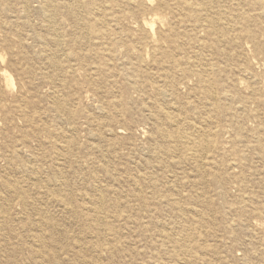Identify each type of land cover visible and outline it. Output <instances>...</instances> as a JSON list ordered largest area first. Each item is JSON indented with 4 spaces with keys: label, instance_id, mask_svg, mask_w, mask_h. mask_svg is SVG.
<instances>
[{
    "label": "rangeland",
    "instance_id": "obj_1",
    "mask_svg": "<svg viewBox=\"0 0 264 264\" xmlns=\"http://www.w3.org/2000/svg\"><path fill=\"white\" fill-rule=\"evenodd\" d=\"M43 1L0 0V72L11 79L0 77V264H264V0H212L211 16L240 17L219 39L178 24L183 13L159 0L148 10L92 0L114 37L105 58L85 34L93 12L54 0L73 13L58 11L51 31ZM152 15L160 22L149 46L141 25ZM199 61L207 93L189 66ZM158 108L196 142L189 160L158 138ZM156 147L173 157L155 159Z\"/></svg>",
    "mask_w": 264,
    "mask_h": 264
},
{
    "label": "bare ground",
    "instance_id": "obj_2",
    "mask_svg": "<svg viewBox=\"0 0 264 264\" xmlns=\"http://www.w3.org/2000/svg\"><path fill=\"white\" fill-rule=\"evenodd\" d=\"M39 1V0H38ZM54 1V0H53ZM52 0H46V1H43V3H40L39 2V5L37 6V11L39 13H41L42 15H44L46 17V22H47V26L50 28L51 31H53L54 27L52 25H54V17L56 14H58L57 12L60 11L61 9H65L67 7H64L63 5H57V6H53L55 4V1L53 2ZM70 1V0H69ZM141 5H140V9L141 10H148L149 9V5L151 6L149 0H141ZM160 3L159 5L160 6H171V7H174L178 10H180L183 15L185 16V20H180L178 22L179 23H183V22H189V23H193L191 25H193V27H195V25H199L197 28L201 29L202 31H205L206 35H215L217 39L227 35V33L229 34L231 31L234 32L235 30V26L232 25V21L233 20H237L239 19L240 17H236L235 15H232V17H221V14H218V15H214V16H211L210 14H214V11H213V7L211 6V2L212 0H159ZM125 4H129V0L127 1H124ZM77 3H79V6L83 7L85 9V12L87 14H93V18H87L86 19V22H85V29H86V36H88L89 38L90 37H93L94 40H96V42L98 44H96V46H99V51H97L96 55L98 57H104L101 52L102 51H106L107 54H109V51L108 49L106 48V45L108 43H110L111 41H113L114 37L113 35L111 34V32H107L106 30H102L103 26L109 22L108 18L104 15L103 11L105 10V8H102V7H98V8H95L94 7V2L92 0H88V1H81V0H77ZM36 7V6H35ZM80 7V8H81ZM72 10L73 8L72 7H68L66 9V13L67 14H70L72 15ZM64 11V10H63ZM77 11V10H76ZM75 11V12H76ZM65 12V11H64ZM63 12V13H64ZM78 13V11H77ZM114 13V12H113ZM155 14V13H154ZM78 15V14H77ZM182 15V16H183ZM159 16V15H158ZM159 18H161V16H159ZM164 19V17H163ZM162 20V19H161ZM58 21V20H57ZM74 21V20H73ZM82 21V20H81ZM160 22V19H158L156 17V15H152L149 19L148 22H143L142 25H141V28L142 30L144 31L145 33V39H146V42L149 46H153L154 43H155V39L153 38V24L154 23H158ZM163 23H166L164 21H162ZM162 22H161V25H162ZM81 23V22H80ZM67 24V23H66ZM65 24V25H66ZM160 24V23H159ZM63 25V24H62ZM84 25V24H83ZM133 25V24H132ZM82 26V25H81ZM77 27V26H76ZM82 27V28H84ZM53 28V29H52ZM162 28V27H161ZM196 28V27H195ZM13 29V28H12ZM75 29V28H74ZM120 29V28H119ZM70 30V29H69ZM79 30V29H78ZM111 30V29H109ZM116 30V29H115ZM47 31V30H46ZM113 31V30H112ZM56 32V30H55ZM114 33V32H113ZM52 34V33H51ZM53 35V34H52ZM56 35V34H55ZM59 35V34H58ZM81 35V34H80ZM153 35V36H152ZM70 36V34H69ZM118 37V36H117ZM59 37H54L52 39L49 40V42L52 44V45H55V46H60V40H58ZM119 38V37H118ZM123 38V36H122ZM39 39V38H38ZM72 40V39H71ZM80 40V39H79ZM87 40V39H86ZM40 41V40H39ZM185 41V40H184ZM75 42V41H74ZM116 43V42H115ZM215 43V42H214ZM45 44V43H43ZM17 45V44H16ZM42 45V44H41ZM73 45V44H72ZM44 46V45H43ZM48 46V45H47ZM46 47V46H45ZM156 47V45L154 46V48ZM48 48V47H46ZM153 48V49H154ZM148 49V48H146ZM9 50V49H8ZM45 51V50H43ZM48 51V50H47ZM46 52V51H45ZM1 53V52H0ZM36 53V52H35ZM47 53V52H46ZM63 53V52H62ZM217 53V52H216ZM43 54V53H42ZM2 55V54H0ZM134 55V54H133ZM63 56V55H61ZM146 56V55H145ZM2 57V56H1ZM78 57V56H77ZM36 58V57H34ZM40 58V57H39ZM105 58V57H104ZM1 59V58H0ZM37 59V58H36ZM45 59V61L51 65V67H57L58 66V61L57 58H56V52L55 51H48V54H45V57L43 58ZM66 59V58H65ZM160 59V58H159ZM5 61V60H3ZM2 61V62H3ZM36 61V60H35ZM39 61V60H38ZM41 61V60H40ZM70 61V60H69ZM192 61V60H191ZM1 62V64H2ZM77 62V61H76ZM173 66L177 67L178 66V61L177 59L173 60ZM38 63V62H36ZM110 63V62H109ZM42 64V63H40ZM45 64V63H44ZM70 65V64H69ZM190 67H193L195 68V72L197 73V75L199 76V89L201 91V93H207L209 92V87H208V82L206 79H204V77H206V73H207V69H206V66L205 65H202L201 62L199 61V64L198 63H194V64H191L189 65ZM63 67V66H62ZM64 68V67H63ZM44 71L46 69H43ZM73 71V70H72ZM6 71H1L0 72V77L3 78V80L5 79L6 83H8L9 85H11V79L6 75L5 73ZM46 73V72H45ZM78 73V72H77ZM8 74V72H7ZM48 76V74H47ZM11 77V75H10ZM24 79V78H23ZM50 79V78H49ZM52 80V79H51ZM132 81V80H131ZM130 82V81H129ZM160 82V81H159ZM20 83V82H19ZM39 83V82H37ZM132 83V82H131ZM7 85V84H6ZM8 85V86H9ZM51 85V84H50ZM59 85V84H58ZM4 86V85H3ZM85 87V86H83ZM10 88V87H9ZM14 88V87H13ZM12 86H11V89H13ZM55 89V88H54ZM5 90V89H4ZM10 90V89H9ZM8 90V91H9ZM7 91V90H6ZM12 92V90H10ZM9 91V92H10ZM14 91V89H13ZM50 91V90H49ZM48 93V92H47ZM55 93V92H54ZM115 93V92H114ZM11 94V93H9ZM24 94V93H23ZM50 94V92H49ZM56 96V95H55ZM111 96V95H110ZM169 96V92L168 90H157V97H158V100H161V101H164L166 100V98ZM54 97V96H53ZM52 97V98H53ZM109 97V96H108ZM10 98V97H9ZM18 98V97H17ZM93 98V97H92ZM111 98V97H109ZM50 99V98H49ZM95 100V99H93ZM145 100V99H144ZM21 102V101H20ZM23 102V101H22ZM98 103V102H97ZM165 103V102H163ZM96 104V103H94ZM99 104V103H98ZM153 104V103H152ZM24 105V103H23ZM15 106V105H13ZM53 106L58 109V110H61L63 109V105L62 103L59 101V99L57 98H54L53 100ZM95 107V106H94ZM98 107V106H97ZM101 107V106H100ZM171 107V106H170ZM96 108V107H95ZM54 109V108H53ZM102 109L104 110L105 108L102 106ZM102 109H100V115L104 116L103 115V111ZM174 109V108H173ZM96 110V109H95ZM175 110H178L175 108ZM171 112L172 110L170 108H158L156 109L155 111V114H154V117L156 118V120H161L162 121V124L160 125V127L157 129V133H158V138L161 139L162 143H173L175 145V148L177 149L178 148V151L180 150H183V152L181 153L180 157L182 156V158L184 160H189V159H186V156L184 155L185 153H188L190 151H192L194 148H195V141H188L187 140V135H184L183 132H175V130H173L175 124L178 122L175 117H173L171 115ZM176 112V111H175ZM98 113V112H97ZM177 113V112H176ZM44 114V113H43ZM36 115V114H35ZM177 115V114H176ZM175 115V116H176ZM37 116V115H36ZM57 116V115H56ZM100 116V118L102 117ZM108 117V116H107ZM118 117V116H117ZM40 119V117H39ZM105 119V118H104ZM103 119V120H104ZM98 120V119H97ZM18 121V120H17ZM53 121V120H52ZM60 122V120L58 121ZM20 124V123H19ZM34 124V123H33ZM105 124V123H104ZM56 126V125H54ZM67 126V125H66ZM84 126V125H83ZM33 128V126H31ZM64 127V126H63ZM191 128V127H190ZM4 129V128H3ZM2 129V130H3ZM35 129V128H34ZM121 129V128H120ZM141 130V129H140ZM142 131H145V130H141V133ZM106 132V131H105ZM117 132H122V131H117ZM199 132V131H198ZM89 133V132H88ZM109 133V132H108ZM107 133V134H108ZM111 133V132H110ZM109 133V135H110ZM123 133V132H122ZM148 133V131H147ZM152 133V132H151ZM54 134V133H52ZM72 134V133H71ZM112 134V133H111ZM51 136V135H50ZM76 136V135H75ZM91 136V134H90ZM93 136V135H92ZM145 136V135H144ZM44 137V136H43ZM74 137V134L73 136ZM112 137V136H111ZM150 137V136H149ZM16 138V137H15ZM75 139V138H73ZM155 139V138H154ZM152 140V139H151ZM58 141V140H57ZM94 141V140H93ZM160 143V141H159ZM200 142H198L197 144L199 145ZM204 143V142H203ZM210 143H212V141L210 140ZM197 145V146H198ZM103 146V145H102ZM206 145H204L203 147L205 148ZM53 147L56 148L57 146L53 144ZM144 147V146H143ZM160 148H157L156 147V151H154V153L152 154L155 159H158V157H160L161 155L159 154H162L163 156L165 155H170L173 157V154L172 153H169L168 151L167 152H163L161 150H158ZM161 149L163 150V148L161 147ZM145 150V148H144ZM143 150V151H144ZM142 151V149H141ZM27 153V152H26ZM56 153V152H55ZM143 152H141L142 154ZM205 153V152H204ZM18 154V153H17ZM16 154V155H17ZM15 155V156H16ZM144 155V153H143ZM255 155V154H254ZM13 156L14 158L18 157V156ZM24 156H26V154L24 153ZM145 156V155H144ZM28 157V156H27ZM181 158V159H182ZM30 160V159H29ZM61 160V159H60ZM194 160L196 159H193V162ZM29 163V161H27ZM22 165L25 164V161L21 163ZM30 164V163H29ZM27 164V165H29ZM199 165V163H198ZM203 166V165H202ZM201 166V167H202ZM224 166V165H223ZM30 167H32L30 165ZM58 167V166H57ZM105 167V166H104ZM181 168V167H180ZM199 168V167H198ZM230 168V167H229ZM11 169V168H10ZM201 169V168H199ZM5 171V170H4ZM25 171V170H24ZM26 172V171H25ZM28 172V171H27ZM36 172V171H35ZM187 172V171H186ZM185 173V172H184ZM21 174V172H20ZM6 175V174H5ZM19 175V174H17ZM37 175V173H36ZM205 176V174H204ZM39 177V176H37ZM31 179V178H30ZM33 179V178H32ZM35 179V178H34ZM152 179V178H151ZM146 180V179H145ZM34 181V180H33ZM32 181V182H33ZM31 182V181H30ZM51 183V182H50ZM50 185V184H48ZM47 185V186H48ZM61 186V185H60ZM104 186V185H103ZM52 187V186H50ZM58 187V186H56ZM95 187V186H94ZM18 187L16 185L14 186H9V189H17ZM62 188V187H61ZM98 188V187H97ZM52 189V188H51ZM94 189V188H93ZM139 189V188H138ZM60 190V189H59ZM96 190V189H95ZM99 190V189H98ZM97 190V192H98ZM176 191V190H175ZM253 191V190H252ZM5 192V191H4ZM56 192V190H55ZM58 192V191H57ZM61 191H59V194H60ZM140 192V191H139ZM100 193V191H99ZM98 193V194H99ZM53 194V193H52ZM87 195V194H86ZM101 196V194H100ZM140 196V195H139ZM252 196V195H251ZM49 197V196H48ZM102 197V196H101ZM204 197V196H203ZM61 198V197H60ZM59 198V199H60ZM7 200V199H6ZM100 200V199H99ZM102 200V199H101ZM100 200V201H101ZM91 201V200H90ZM103 201V200H102ZM7 202V201H6ZM8 203V202H7ZM100 202L97 201L96 203H93V213L94 214H97V213H100L101 212V204H99ZM97 204V205H96ZM175 202H172V205L175 206ZM8 205V204H7ZM103 205V204H102ZM8 207V206H7ZM39 209V208H38ZM92 209V208H91ZM183 209V208H182ZM1 210V208H0ZM8 210V208H7ZM74 211V210H73ZM192 211V210H191ZM190 211V212H191ZM199 211V210H198ZM18 217V216H17ZM16 217V218H17ZM41 218V217H40ZM19 219V218H18ZM17 219V220H18ZM97 219V218H96ZM199 219V218H198ZM16 220V219H14ZM16 220V221H17ZM20 220V219H19ZM22 221V220H21ZM93 222H97L96 220H92ZM15 222V221H14ZM43 222V221H42ZM42 222L41 225H42ZM229 223V222H228ZM33 224V222H32ZM45 225V223H43ZM40 226V225H39ZM47 226V225H46ZM50 226V225H48ZM15 227V226H14ZM32 227V226H31ZM54 227V226H53ZM28 228V227H27ZM38 228V227H37ZM43 228V227H42ZM34 229V228H33ZM49 229V228H48ZM35 230V229H34ZM181 230V229H180ZM179 230V231H180ZM185 230V229H184ZM30 231V230H28ZM33 231V230H32ZM5 232V231H4ZM36 232V231H35ZM49 232H51V230H49ZM54 232V231H53ZM34 233V232H33ZM52 233V232H51ZM50 233V234H51ZM35 234V233H34ZM5 235V234H4ZM3 235V236H4ZM9 235V234H8ZM175 235V234H174ZM178 235V234H177ZM12 236V234H11ZM15 236V235H14ZM30 236V235H28ZM39 236V235H38ZM48 236V235H47ZM16 237V236H15ZM40 237V236H39ZM32 238V237H31ZM40 239V238H39ZM169 239V238H168ZM6 240V239H5ZM9 240V239H8ZM29 240V239H28ZM186 240V239H185ZM180 241V240H179ZM3 242V241H2ZM6 243V241H4ZM10 242V241H9ZM35 246L34 248L35 249H38L37 247H39V245H41L42 243L40 241H36L35 240ZM180 245V244H179ZM17 246V245H16ZM15 246V247H16ZM1 247V246H0ZM120 247V246H119ZM164 248V247H163ZM95 250V253L98 254V252L101 250V247L99 248V245L96 246V248L94 249ZM197 250V249H196ZM34 253H39L37 252L36 250L33 251ZM12 254V253H11ZM201 254V253H199ZM238 254V252H237ZM1 255V254H0ZM16 258V257H15ZM256 258V257H255ZM98 259V258H97ZM240 260V259H239ZM100 261V260H98ZM209 261V259L207 260V262ZM178 262V260H177Z\"/></svg>",
    "mask_w": 264,
    "mask_h": 264
}]
</instances>
